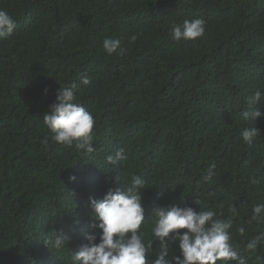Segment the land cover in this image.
<instances>
[{"label": "trees", "instance_id": "trees-1", "mask_svg": "<svg viewBox=\"0 0 264 264\" xmlns=\"http://www.w3.org/2000/svg\"><path fill=\"white\" fill-rule=\"evenodd\" d=\"M0 8L17 24L0 37V264H71L90 231L89 199L134 175L146 181V242L154 206L186 204L232 219L233 243L248 255L247 242L264 233V220H251L264 203V103H250L264 93V0H0ZM193 18L206 22L204 35L174 41L171 25ZM105 37L120 39L117 53L103 50ZM73 84L95 120L90 154L55 143L42 120L57 90ZM256 108L261 115L246 119ZM245 127L259 129L251 144L240 137ZM119 148L127 160L109 162ZM53 230L68 235L64 249L45 243ZM249 264H264V240Z\"/></svg>", "mask_w": 264, "mask_h": 264}, {"label": "clouds", "instance_id": "clouds-1", "mask_svg": "<svg viewBox=\"0 0 264 264\" xmlns=\"http://www.w3.org/2000/svg\"><path fill=\"white\" fill-rule=\"evenodd\" d=\"M16 26L12 15L0 8V37L10 36ZM205 28L206 22L201 18L185 19L182 23H173L169 35L174 41L196 40L204 35ZM120 47L119 38L105 37L102 41V48L109 56L117 53ZM78 75L82 84L90 83L85 72ZM74 89V84L60 87L42 120L53 134L51 139L55 143L74 146L76 151L90 154L95 151V120L82 104L76 102ZM257 102L264 103V93H254L250 103ZM243 115L247 119L259 117L261 113L256 108ZM258 136L257 127H245L240 132L245 144H251ZM127 158L126 150L119 148L108 160L114 163ZM216 167L215 162L208 165L207 175L203 177L205 182L215 175ZM70 179L74 181L75 177ZM145 185L143 178L134 175L130 186L109 189L102 199H89L90 231L85 234L84 242L72 250L71 264H217L218 261L221 264H249L251 254L264 240V233L252 237L246 244L248 255H241L229 231L233 227L232 219L217 218V213L211 209L197 211L186 204L172 203L153 207L152 239L146 242L145 234L140 231L146 220L142 203ZM194 203L199 205L200 202ZM229 211L233 217L237 215L234 207ZM251 220H264V203L253 206ZM75 222L79 223L78 220ZM238 232L243 236L245 228L240 227ZM68 240L63 230H53V238L45 243L59 251L64 249Z\"/></svg>", "mask_w": 264, "mask_h": 264}]
</instances>
